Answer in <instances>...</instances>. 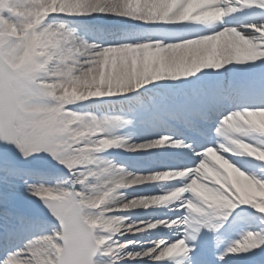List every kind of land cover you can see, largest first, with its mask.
Wrapping results in <instances>:
<instances>
[{
	"label": "snow or ice",
	"instance_id": "obj_1",
	"mask_svg": "<svg viewBox=\"0 0 264 264\" xmlns=\"http://www.w3.org/2000/svg\"><path fill=\"white\" fill-rule=\"evenodd\" d=\"M0 264H264V0H0Z\"/></svg>",
	"mask_w": 264,
	"mask_h": 264
}]
</instances>
